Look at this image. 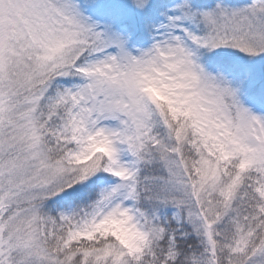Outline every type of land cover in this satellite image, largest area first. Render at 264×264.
<instances>
[{
  "label": "snow or ice",
  "instance_id": "6c2138e0",
  "mask_svg": "<svg viewBox=\"0 0 264 264\" xmlns=\"http://www.w3.org/2000/svg\"><path fill=\"white\" fill-rule=\"evenodd\" d=\"M0 264H264V0H0Z\"/></svg>",
  "mask_w": 264,
  "mask_h": 264
}]
</instances>
